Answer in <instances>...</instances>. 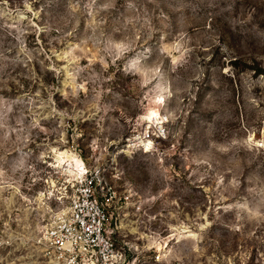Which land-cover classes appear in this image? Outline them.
Instances as JSON below:
<instances>
[{
    "label": "rangeland",
    "instance_id": "obj_1",
    "mask_svg": "<svg viewBox=\"0 0 264 264\" xmlns=\"http://www.w3.org/2000/svg\"><path fill=\"white\" fill-rule=\"evenodd\" d=\"M253 66L264 0H0V264H54L66 153L123 196L124 264H264Z\"/></svg>",
    "mask_w": 264,
    "mask_h": 264
},
{
    "label": "built area",
    "instance_id": "obj_2",
    "mask_svg": "<svg viewBox=\"0 0 264 264\" xmlns=\"http://www.w3.org/2000/svg\"><path fill=\"white\" fill-rule=\"evenodd\" d=\"M66 196L44 226L43 240L54 264H124L127 253L117 246L111 206L124 198L105 168L86 165L82 176L68 182Z\"/></svg>",
    "mask_w": 264,
    "mask_h": 264
},
{
    "label": "bare ground",
    "instance_id": "obj_3",
    "mask_svg": "<svg viewBox=\"0 0 264 264\" xmlns=\"http://www.w3.org/2000/svg\"><path fill=\"white\" fill-rule=\"evenodd\" d=\"M148 119H150L152 122H159L162 117L155 113L148 116ZM146 144H150L151 142L145 141ZM67 166L69 168L68 172L74 175H83L86 171V166L84 167L83 160L75 155L74 153L64 155L60 161L59 166Z\"/></svg>",
    "mask_w": 264,
    "mask_h": 264
},
{
    "label": "trees",
    "instance_id": "obj_4",
    "mask_svg": "<svg viewBox=\"0 0 264 264\" xmlns=\"http://www.w3.org/2000/svg\"><path fill=\"white\" fill-rule=\"evenodd\" d=\"M253 68H254L256 73H263V71H264L262 68H260L258 66H253Z\"/></svg>",
    "mask_w": 264,
    "mask_h": 264
}]
</instances>
